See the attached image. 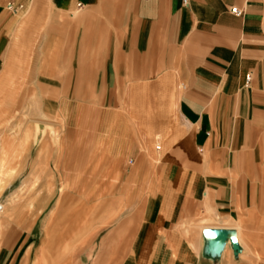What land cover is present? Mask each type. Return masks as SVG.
Listing matches in <instances>:
<instances>
[{"label": "crops", "instance_id": "1", "mask_svg": "<svg viewBox=\"0 0 264 264\" xmlns=\"http://www.w3.org/2000/svg\"><path fill=\"white\" fill-rule=\"evenodd\" d=\"M186 1L0 0V69L20 12L25 29L47 4L69 12L80 31L111 12L110 44L96 51L109 54V83L128 84L119 97L126 109L128 95L134 126L113 110L102 133L117 148V170L127 160V179L144 184L130 194L143 197L136 216L101 236L100 244L127 246L122 264H214L189 222L230 214L237 195L240 212H260L264 197V0ZM215 229L212 245L222 239L212 240Z\"/></svg>", "mask_w": 264, "mask_h": 264}, {"label": "rangeland", "instance_id": "2", "mask_svg": "<svg viewBox=\"0 0 264 264\" xmlns=\"http://www.w3.org/2000/svg\"><path fill=\"white\" fill-rule=\"evenodd\" d=\"M25 15L26 10L13 16L0 69V141L13 138L18 154L7 159L3 143L8 141L0 142V264H122L127 246L100 244L101 236L136 216L143 197L130 194L144 184L127 179V160L117 170V148L102 133L104 116L113 110L120 125L134 126L128 95L126 109L119 97L128 84L109 83V54L96 51L110 44L111 12L99 13L105 20H89L83 31L69 12L47 4L37 7L35 22L24 29L19 23ZM255 210L240 212L237 195L230 214L200 215L185 230L197 235L199 247L209 244L213 227L232 233L211 244L222 250L214 264H264V244L263 249L255 244L257 238L264 242V197L260 212ZM233 232H239L240 242ZM66 243L70 253L64 254Z\"/></svg>", "mask_w": 264, "mask_h": 264}, {"label": "bare ground", "instance_id": "3", "mask_svg": "<svg viewBox=\"0 0 264 264\" xmlns=\"http://www.w3.org/2000/svg\"><path fill=\"white\" fill-rule=\"evenodd\" d=\"M4 118V117H3ZM11 123V122H10ZM4 137H2L1 138V145H2V141L3 140H5L7 143H3V154L7 157V159L11 156V155H18L17 154V150H14V148L16 149L17 147L14 145V139L13 138H10L9 140H7V139H3ZM6 144V145H5ZM116 156V155H115ZM6 164V163H5ZM5 164H4V166H3V168L5 167ZM46 167V166H45ZM37 179H38V177H37ZM68 184L69 183H66V184H63L62 185V187L60 188V191H61V193H63L64 194V191H65V189L68 187ZM21 190V189H20ZM239 228V227H238ZM242 229V228H241ZM244 231V230H243ZM47 234H49L48 233V231L46 232ZM205 233H207V232H204V231H198V234H199V236H200V234H203L204 236H206L205 235ZM234 233H236V232H234ZM243 234V233H242ZM237 237H238V242H240V234H239V232L238 233H236L235 234ZM202 236V235H201ZM212 236H213V234H212ZM228 236L231 238V237H233V235H232V233H228ZM227 236V237H228ZM213 238V237H212ZM215 239V240H214ZM219 239L220 238H218V237H214L213 238V240L214 241H216V242H218L219 241ZM221 240V239H220ZM223 240V239H222ZM232 241V240H231ZM244 241V240H243ZM228 243V242H227ZM242 243V242H241ZM243 243H245V242H243ZM220 244V243H219ZM226 244V243H225ZM235 246H236V244H234ZM238 245V244H237ZM245 247V246H244ZM262 247V246H261ZM43 248V247H42ZM238 248V247H237ZM236 248V249H237ZM52 249V243H49V244H47V246H46V250H51ZM235 249V248H234ZM262 249V248H261ZM70 250V246H69V244L68 243H66L65 244V246H64V248H63V250H62V252L64 253V254H66L68 251ZM72 250V249H71ZM246 250V249H245ZM248 250V249H247ZM235 251V250H234ZM239 252H241V251H239ZM238 252V253H239ZM247 252V251H246ZM250 251H248L247 253H249ZM254 252H257V251H254ZM69 253H70V251H69ZM68 253V254H69ZM242 253V252H241ZM258 253V252H257ZM226 254H228V252H225L224 253V256L226 255ZM240 254V253H239ZM39 256V255H38ZM71 256V255H70Z\"/></svg>", "mask_w": 264, "mask_h": 264}, {"label": "water", "instance_id": "4", "mask_svg": "<svg viewBox=\"0 0 264 264\" xmlns=\"http://www.w3.org/2000/svg\"><path fill=\"white\" fill-rule=\"evenodd\" d=\"M229 231L226 229H215L213 230V238L218 237V238H224V240L227 238ZM234 233V232H233ZM212 238V240H213ZM206 252L211 254L213 257H216L217 254H219L222 250L218 249L216 247L212 248V245L209 243L207 246H205Z\"/></svg>", "mask_w": 264, "mask_h": 264}, {"label": "built area", "instance_id": "5", "mask_svg": "<svg viewBox=\"0 0 264 264\" xmlns=\"http://www.w3.org/2000/svg\"><path fill=\"white\" fill-rule=\"evenodd\" d=\"M184 3H187L186 0H184ZM231 12H233L234 14L240 16L243 14V10L241 8H238V7H233L231 8ZM251 79L250 75L247 76V82H249Z\"/></svg>", "mask_w": 264, "mask_h": 264}]
</instances>
